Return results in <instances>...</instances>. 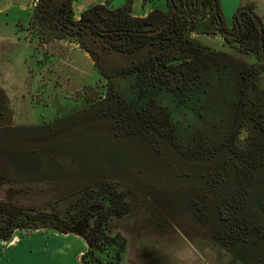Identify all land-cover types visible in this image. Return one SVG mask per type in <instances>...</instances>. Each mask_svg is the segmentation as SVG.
Listing matches in <instances>:
<instances>
[{
    "label": "rangeland",
    "instance_id": "obj_1",
    "mask_svg": "<svg viewBox=\"0 0 264 264\" xmlns=\"http://www.w3.org/2000/svg\"><path fill=\"white\" fill-rule=\"evenodd\" d=\"M62 1L51 4L58 7ZM1 8L0 176H9V181L0 178L1 201L26 208L52 205L65 213L79 189L112 180L131 191L128 212L109 223L113 234L126 239L119 264H264V239H253L250 231L246 239L233 236L235 219L241 215L247 222L251 215L261 220L251 224L264 226V212H257L264 194V166L254 170L245 211L232 209L237 160L228 147L238 127L246 139L253 136L248 114L243 115L259 90L264 92V75L256 77L255 89L238 80L234 71L212 67L204 71L185 105L175 93L161 90L157 97L172 112L182 149L209 148L215 154L209 159L187 158L167 137L158 153L139 135L116 137L110 117L102 111L106 102H88L85 97L86 90H95V97L113 85L129 101L136 98L134 79L120 76V65H107L95 56L89 35L81 38L88 49L79 38L62 35L52 25L29 26L37 7ZM210 26L211 21L203 19L198 29ZM212 35H218L212 46L220 47L219 30ZM200 40L205 44V35ZM225 49L222 59H233L232 49ZM242 51L243 64L256 61V54ZM131 54L129 59L140 57L139 51ZM202 140L207 142L203 147ZM7 151L5 165L1 160ZM35 171L49 178L27 183L24 179L31 180ZM229 211V219H222L220 213ZM84 228L73 232L83 236ZM49 260L48 264H58Z\"/></svg>",
    "mask_w": 264,
    "mask_h": 264
},
{
    "label": "trees",
    "instance_id": "obj_2",
    "mask_svg": "<svg viewBox=\"0 0 264 264\" xmlns=\"http://www.w3.org/2000/svg\"><path fill=\"white\" fill-rule=\"evenodd\" d=\"M111 1L107 0L106 4H96L84 10L78 21L74 17L73 0H63L56 11L49 6L51 0H41L33 14L32 24L36 22L35 25H52L62 35L79 38L88 49L89 46L81 40L83 37L80 34L89 35L96 51L107 65H120L122 72L137 71L143 75L147 84L159 82L173 89L181 88V83L188 85L200 75L204 67L213 62L212 53L187 35L188 31L197 28L202 17L212 14L216 17L219 31L226 38L231 35L220 0H167L170 10L177 6L171 19H168L170 10L155 7L147 16L140 17L131 12L134 0H127L115 8L108 6ZM252 13H255L252 4H241L235 13L234 22L252 26L257 42L248 49L263 58L264 40L261 41L259 27ZM163 24L165 25L161 28ZM76 25L79 28L73 32L70 28ZM242 37L243 34H240L236 38L239 40ZM146 45L150 46L147 57L129 59V56H133L131 53ZM99 69L102 71V68ZM262 111L253 117L264 137V110ZM136 113L145 120L149 119L150 125L155 126L157 123L156 129L164 133L168 115L162 106L152 103ZM135 118L138 119L137 116ZM130 125V131L144 132L139 122H131ZM147 127L146 123L145 132L148 131ZM251 167L249 165V168L241 171L251 177ZM76 194L74 208L66 213L54 209L52 205L26 208L0 200V239H9L16 229H54L69 233L84 221L87 227L83 236L87 249L80 256L81 264H119L125 251L126 239L120 234H113L109 223L113 216L128 211L126 195L111 183L82 189Z\"/></svg>",
    "mask_w": 264,
    "mask_h": 264
},
{
    "label": "flooded vegetation",
    "instance_id": "obj_3",
    "mask_svg": "<svg viewBox=\"0 0 264 264\" xmlns=\"http://www.w3.org/2000/svg\"><path fill=\"white\" fill-rule=\"evenodd\" d=\"M50 8L53 10H59L58 7H53L51 2H50ZM115 8V7H111ZM88 9V8H87ZM163 9V8H162ZM177 9V6H173L172 9L170 10V7L167 3V7L163 10L168 11L170 10L169 13V18L173 16ZM86 10V9H85ZM82 14V13H81ZM76 19V18H75ZM80 18L76 20H80ZM205 19L206 21L210 20L212 23V26L205 28V30L201 31L198 29L200 22ZM55 21L58 22L57 19ZM163 24L161 28L164 26ZM79 28V25H76L75 27H71L70 29L73 30V32H76V30ZM160 28V29H161ZM228 29L231 35L229 38H226L221 31H219L222 35V45L220 47H213L212 45H209V43L205 40V44L200 40L201 35H205V37L210 36L214 34L217 30H219V25L216 20V17H214L212 14H207L204 17H202L198 23V26L195 30H191L187 32V35L193 39L196 43L202 45L205 47V49L209 52L212 53L213 55V62L209 64L208 66L204 67L203 70L201 71L200 75L195 78L193 81H191L188 85L185 83H181V88L173 89L169 88L164 84H161L159 82H156L153 85L147 84L145 79L143 78V75L137 71L134 72H122L121 69L119 70L120 76L124 77H132L134 79V84H132V87L134 88V95H135V101L131 102L128 100L127 97L124 95L120 94L113 85H110V87L100 96L93 97V93L95 90H86L87 92H84L85 97L87 98L88 102H97L99 100L106 102L102 106V111L104 114L108 115L110 117V127L116 137H121L123 135H139L143 139H145L149 145L158 153L161 152V140L164 137L169 138L172 141V144L174 147L178 148L181 150V152L184 154L185 157L187 158H202V159H209L212 158L215 154L211 149H200V150H194L191 147L183 148L179 145L177 135H176V126L172 120V112L169 109V107L164 104L160 97H157L159 92L163 89H166L167 91L173 92L177 95V98L182 101V103L187 104V101L189 98L192 96L193 90L195 87L198 86L202 75L205 70L210 69L212 67H217L218 69L221 68V66H224L226 69H230L234 71V75L238 77V80H244V82H247L249 84H253V87L256 89V77H262L264 75V49L262 50L263 58L257 57L259 59L257 61H254V63L251 64V62H246V64H243L240 59V55L243 54L242 48L244 49V55L246 56H251L253 55V51L251 49H248L253 46V43L257 42V36L256 33L252 31V26L249 24H244V23H235L234 20L229 22L228 24ZM152 33H155V31H152ZM240 34H243V37L241 39H237L236 37L239 36ZM82 37H85L84 35L80 34ZM260 38H262L260 36ZM264 40V39H263ZM262 41V39H261ZM95 47V45H94ZM149 45L144 46L143 48L139 49L138 51L140 54H138L140 58L147 57L149 55ZM232 49L234 52V58L233 59H222L220 56L221 53L227 52V48ZM263 48V45H262ZM242 51V52H241ZM92 53L95 54V56L99 55V52L96 50H93ZM255 55V53H254ZM96 68L98 66L94 62ZM100 71V70H99ZM102 73V71H100ZM111 76L105 75V78H110ZM240 78V79H239ZM109 85V82L106 83V86ZM262 90H259L257 93V98L251 102V104L248 106L246 109L243 118L247 116L248 114V119L250 123L252 124L253 129L255 130L253 136L251 138H245L242 134L241 131L237 130L235 131L231 141L228 144L229 151L233 155V157L237 160L236 164V179H237V193H236V198H234V202L230 203V207L232 209L237 208L238 210H243L245 211L244 208H246L247 205V198L249 196V192L251 187L253 186L254 183V170L264 166V137L261 136V130L259 127L256 126V121L254 119V115L257 113H262L264 110V92L261 93ZM89 93V94H88ZM93 94V95H92ZM263 102H259V101ZM155 103L163 107V109L167 112L168 115V123L164 126V133H161L156 129L157 123L154 125H150L149 119H143V117H139L138 114L136 113L139 110H142L146 106H149L150 104ZM184 104V105H185ZM252 105H255V107L249 112L250 108ZM145 115V114H144ZM135 116L138 117V119L135 118ZM242 118V120H243ZM241 120V121H242ZM131 122H139L140 127L142 126L144 128L143 131H130L131 128ZM146 123L148 124V131L145 132L146 129ZM241 125V122H240ZM205 143H207L205 140H202V147L205 146ZM193 150V151H192ZM192 151L193 154H190ZM190 152V153H189ZM207 153V154H205ZM202 154V155H200ZM3 164L6 165V161H2ZM249 165L252 167L251 169V177H247L241 170L245 168H249ZM37 174L42 175L40 180H38L37 174L36 176H33L31 180H27L29 182L37 183L40 182L41 180L48 179L49 176H44L43 171L42 172H36ZM9 176H3L1 175L0 178L7 179L9 181ZM14 179L13 181H15ZM17 181V180H16ZM18 183V182H17ZM103 183H111L116 186L122 193L126 195V201H127V206L129 210V205H128V196L131 191L129 190H124L121 189L115 181L112 180H107L101 182L99 185ZM19 184V183H18ZM98 186V185H96ZM95 186H87L85 188H81L78 191L82 189H90ZM40 191H43V189H39ZM10 203V202H9ZM74 202L68 207L67 211L74 208ZM16 205V204H12ZM18 206V205H16ZM65 212V213H66ZM128 212V211H127ZM230 212L225 213L221 212L220 216L222 219L227 220L230 217ZM257 212L263 213L264 212V194L262 198L259 201V204L257 205ZM64 213V212H62ZM243 214V213H242ZM116 216V215H115ZM248 222L245 218H242V215L240 217H236L235 220L238 221L237 224L234 225L235 231L233 230V233L237 232V234H233L235 239H246L247 236L246 234L250 232H254V238L255 240L258 239H264V226H258L256 224H251L252 222H260L261 220H258L257 218H251V215H248ZM83 225V227H87L85 222L79 223L77 227H80ZM233 225V224H232ZM256 225V226H255ZM84 228V229H85Z\"/></svg>",
    "mask_w": 264,
    "mask_h": 264
},
{
    "label": "crops",
    "instance_id": "obj_4",
    "mask_svg": "<svg viewBox=\"0 0 264 264\" xmlns=\"http://www.w3.org/2000/svg\"><path fill=\"white\" fill-rule=\"evenodd\" d=\"M125 1L112 0L109 7H118ZM31 2L32 0H0V6L1 9L17 7L23 11L30 8ZM106 2L107 0H73L74 17L78 19L85 9ZM254 3H256V7ZM241 4H252L256 8L254 12L261 18L264 26V0H220L222 13L228 22L232 21L233 13ZM155 7L165 9L167 2L165 0H134L131 12L134 16L145 17ZM32 15L29 17V26L32 22ZM19 22H21L20 18ZM215 36L205 37L209 45L213 44L211 41L217 42L218 35L216 38ZM8 154L7 151L4 158L6 162L9 161ZM86 249L85 238L74 232L61 233L54 229L45 231L16 229L9 240H0V264H48L49 259V261L52 260L58 264H81L79 255Z\"/></svg>",
    "mask_w": 264,
    "mask_h": 264
},
{
    "label": "water",
    "instance_id": "obj_5",
    "mask_svg": "<svg viewBox=\"0 0 264 264\" xmlns=\"http://www.w3.org/2000/svg\"><path fill=\"white\" fill-rule=\"evenodd\" d=\"M252 15H253L254 19L256 20V22L258 24L260 35L262 37L261 39H262V42H263V35H264L263 23H262V21L259 19V17L255 13H252ZM263 49H264V45H263Z\"/></svg>",
    "mask_w": 264,
    "mask_h": 264
},
{
    "label": "built area",
    "instance_id": "obj_6",
    "mask_svg": "<svg viewBox=\"0 0 264 264\" xmlns=\"http://www.w3.org/2000/svg\"><path fill=\"white\" fill-rule=\"evenodd\" d=\"M41 0H32L31 6L32 7H37L40 4Z\"/></svg>",
    "mask_w": 264,
    "mask_h": 264
}]
</instances>
